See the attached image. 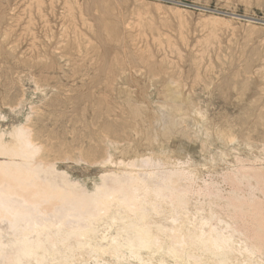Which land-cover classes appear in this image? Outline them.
Wrapping results in <instances>:
<instances>
[{
	"label": "rangeland",
	"instance_id": "obj_1",
	"mask_svg": "<svg viewBox=\"0 0 264 264\" xmlns=\"http://www.w3.org/2000/svg\"><path fill=\"white\" fill-rule=\"evenodd\" d=\"M35 1L0 0V48H2L0 49L2 50L0 51V68H2L0 69V118L2 119H0V131H6L7 133L16 126L22 124L26 125L31 129L36 143L45 149H43V153L41 154L43 162L45 164L49 163L54 165L59 172H65L72 182H76L85 187L90 193L94 191L95 186L102 183L101 178L103 174L109 175L110 172L111 174L114 173L117 175L118 172L120 174L125 171L127 173L129 172L128 174L131 172H138L139 174H141V172H159L156 174L163 176L165 173L164 171L168 172L170 169L169 167L172 168L170 171H174L175 169V171L178 170V172H181V170H183L187 174V179L181 182V187L183 186V189H189L188 191L191 193L187 195V198L190 195L188 198L189 206H187L188 209H186L187 212L188 210L190 212L191 217H189L193 219V216L196 217L195 215H198L197 208H200V211L205 210L202 212L203 214H201V216H207L206 214H209L210 211H208L209 205H207L209 203L206 202H210L211 200L212 203L214 202L213 206L215 208L219 207L218 211L217 209L214 210L220 215L219 220L223 217V222L227 219L233 223V219L229 218L232 208L227 207L223 202L221 204L222 200H219L220 197H226L235 189V186L231 183V181H233L231 179L236 175L239 176L244 170L248 171L251 169V171L257 173L259 170H262L264 172V22L260 21L264 20V0H174L176 2L172 0H39L40 2L38 4L37 1V5ZM30 2H32V4ZM107 2L109 4H107ZM49 3L50 5L48 6ZM30 5L33 7L31 10H28L30 9L28 8ZM51 5L53 7H51ZM38 6L39 9H37ZM48 7H51V9ZM18 9L22 11L19 12ZM38 10L41 11V14L38 13ZM68 10L74 11L73 13H68ZM145 13L148 16L145 15ZM11 14H15V17ZM231 14L237 16L234 17ZM244 15L258 20H251L253 22L247 18L244 20ZM30 16L34 21L30 19ZM44 16L46 18H44ZM19 17H21L20 22ZM61 17L62 20L64 19L63 21L60 20ZM40 19H46V21H40ZM135 20H140V23L135 22ZM145 20L148 21L146 22ZM131 21H133V23ZM28 22L31 23L32 27ZM32 22L34 24H32ZM142 22L146 23V25L142 24L143 27L140 25ZM72 23L74 25H71ZM135 23L140 26L138 27ZM147 23H149V25H147ZM46 24H48V27ZM61 24L63 27H61ZM82 25L83 27L86 26L84 28L85 31ZM150 25H152V28ZM10 27L11 29L13 28V30H10ZM76 27L77 31L79 30V33L81 32L80 35L77 31L74 33L72 32ZM146 27L151 28V34L149 31L147 33L146 30L148 29ZM49 28L50 31H48ZM52 28L55 31H52L54 33L51 32ZM90 28H93V30ZM111 28H113V30H111L113 33L109 31ZM65 29L66 31H64ZM106 29H108V31ZM131 29L133 30L131 31ZM141 29L142 31L145 30L142 32ZM183 29H185V31ZM6 30L9 31L8 35ZM28 30L31 32H28ZM10 31L12 35H10ZM61 31L66 33V35ZM36 32L40 37H36ZM140 32L143 34H140ZM156 32L157 34L160 32V35L158 34L157 36ZM21 33L23 34L21 35ZM24 33L26 34L24 35ZM29 33H34V39L33 35ZM72 33L76 35L74 36ZM126 33L127 35H125ZM132 33L136 36L139 34L140 36L136 37ZM62 34L65 35V37ZM70 34H72V36H70ZM81 34H83V36H81ZM13 35H15V37ZM143 35H145V37L147 36V38H144ZM41 36L44 38L42 39ZM10 37H12V39ZM151 37L155 39L152 40ZM82 38L83 40H81ZM32 39L34 41L36 40L37 43ZM143 39H147V43L149 42V44L145 42L142 43L144 41ZM78 40L81 43L78 42ZM87 40L91 43L92 40L94 42L91 44L87 42ZM10 41L14 44L12 45ZM133 41H135V43ZM21 43H24V45L22 44V46ZM57 43L61 45L59 44L58 47H55V45H58ZM73 43L78 46H75ZM95 43L97 44L95 45ZM11 46L15 50H12L13 48H11ZM16 46H18L17 49ZM31 46L33 47L31 48ZM7 47L8 49H6ZM93 47L96 49V53L98 49L97 54H94L95 51ZM29 48L32 52L28 50ZM78 48L80 49L79 51ZM48 49L49 51L51 49V51L49 52ZM66 49L69 52H67ZM17 50L20 52L18 53ZM23 51L27 54L23 53ZM81 51L84 54L81 53ZM59 52L62 54H58ZM13 53L15 56L12 55ZM32 53L33 55H37V58L35 55L33 56ZM22 54L25 55V57H23ZM64 54L66 55L63 56ZM68 54H70L71 57H69ZM74 54L78 57L76 56V58H74ZM53 55L55 56L51 57ZM134 55L136 57H134ZM43 56H45L46 59ZM101 56H103L104 59ZM39 58L41 61L44 60L46 62L45 64L43 61L45 66L43 63H39ZM54 58L57 61H55ZM130 58L132 62H130ZM154 59L155 62H152ZM162 59L164 62H162ZM48 60L49 63L52 62V64H48ZM108 60H110V62ZM112 61L113 63L115 61V64H113ZM142 61H146L145 65L144 62L142 64ZM102 62H105L104 65ZM153 63L155 64L153 65ZM165 63H167L166 66L164 65ZM161 64L164 67L161 66ZM96 65L99 67H96ZM136 65H138L140 69H138ZM154 66H156V72L152 69ZM168 66L171 69L168 68ZM100 67V70L103 72L98 69ZM164 68L168 70L166 69L165 72ZM178 68L179 72L177 73ZM148 69H150V71ZM140 70L144 71L141 72ZM90 71L92 72L90 73ZM146 71L153 74L151 75ZM105 72L107 74H105ZM160 72L168 74H166L165 77V73L161 74ZM115 73L117 75H115ZM225 73H227V75ZM156 74H158V77L155 76ZM104 75H106V77ZM113 75H115V77H113ZM144 77L148 78L144 79ZM161 77L162 80H160ZM205 79L208 81L206 82ZM242 79L244 81L240 84ZM247 79H250L249 82ZM98 81H102L101 84ZM155 81L158 83L156 84ZM171 81L173 82L170 83ZM177 81H179V83H177ZM90 82L92 86L89 84ZM204 82L207 83V87ZM252 82L253 85H250ZM173 83L175 85L177 84L179 87L173 85ZM248 83L249 85H247ZM98 84L100 85L99 87L97 86ZM259 85L263 89L260 88ZM251 86H253L254 91L253 89H249V94L248 88H252ZM112 87H115L113 88L114 90ZM95 88L97 89L92 92V89ZM99 88L101 89L99 90ZM89 89L91 90L90 92ZM128 91L131 92L128 93ZM259 91H261L260 93L263 95H260ZM240 92L243 93L244 96H241ZM85 97L86 99H84ZM248 101L252 102V104H247L246 102ZM253 103H255V105ZM103 106L104 108H102ZM252 106L255 107L253 108ZM28 107H32V109ZM12 108L15 110L12 111ZM110 109H112V111ZM124 111L126 113H124ZM241 115L244 116V118ZM28 116L31 117L29 118ZM95 117L96 120H94ZM115 117L116 119H114ZM174 117L177 119H174ZM111 118L112 121L110 120ZM149 118L151 121L148 120ZM117 121H119V123H116ZM126 123H128L129 126L125 127V125H127ZM108 124L112 125L110 126ZM114 124L117 125L113 127ZM106 125H108L110 129L107 128ZM118 125H120V127ZM113 128L116 130L120 128L118 131L122 132H116ZM88 129H90V131ZM123 132L127 134V137H125L126 135L124 136ZM117 133H119V135ZM152 137H155L154 140L158 137L155 143ZM5 139L7 141L10 140L8 136ZM92 142L94 143L92 144ZM62 147L65 148L61 150ZM66 148L68 151H66ZM46 151H49V153ZM59 151H61V153ZM90 151L92 153H89ZM98 152L100 155L98 154L97 156ZM53 153H56L55 155H59L60 157L53 156ZM64 156L67 158V160L65 158L66 161L63 158ZM108 156L113 158L117 166L112 167L110 165L114 163L113 160H109L111 163L109 161L107 162ZM54 157L56 158L53 160ZM69 157L72 159L68 161ZM81 157L82 159H79ZM139 157L142 159H146V157L152 158L154 162H158L160 167L156 168L158 166H156V163H154L152 168L145 166L146 170L144 167H142L143 169L138 167L140 163H138L139 165L136 164L137 168L135 169L133 167V169L129 168V166L127 167L128 163H130L129 161H140L141 159H139ZM79 160L81 161L77 162V164L76 161ZM118 160L122 161L119 165L117 164ZM0 161L3 160L0 159ZM93 162L97 164L94 165ZM103 162L104 165L102 167ZM162 162L168 166L166 165L167 167H164L165 165H163ZM125 163L127 165H125ZM161 165H163L162 168ZM125 166L127 168H125ZM153 167L155 169H153ZM138 168L140 169L138 170ZM157 169L160 171H157ZM261 172L259 175H261ZM101 174L102 176H100ZM252 177V175L248 176V179H245L244 182L240 184L238 192L241 195H248V193H251L253 189L256 188L257 180L255 181V178ZM182 183L184 185H182ZM254 192L256 197L259 196L260 199L262 198V195H260L261 191L256 189L253 193ZM218 200L220 202L216 203ZM204 204H206L207 207ZM201 205L203 207H201ZM221 205H225V208L221 209L223 208ZM166 215L168 214L166 213L165 216ZM155 218L158 219V221L162 219V217ZM237 237L240 238L238 235ZM241 238L244 240L243 236ZM261 255L263 254L254 256V259L257 257L260 260L258 261L257 258L255 259V262H258L257 264H264L259 263L261 261L264 262ZM108 256H110V259ZM86 259L85 263L86 261H90L86 264H103L104 262L106 264H115V258L111 257V255H104L99 258L98 261L95 260L97 263L94 260ZM100 259L103 260L101 261ZM131 260L132 259H130L131 264H139L137 260V262H133L135 259ZM107 261L111 262L108 263ZM154 261L156 262V260ZM76 262L77 261L73 263L81 264L84 261L78 260V262ZM167 263L173 264L172 261ZM116 264L128 263L125 261H116ZM153 264L156 263L153 262Z\"/></svg>",
	"mask_w": 264,
	"mask_h": 264
},
{
	"label": "bare ground",
	"instance_id": "obj_2",
	"mask_svg": "<svg viewBox=\"0 0 264 264\" xmlns=\"http://www.w3.org/2000/svg\"><path fill=\"white\" fill-rule=\"evenodd\" d=\"M33 1H35V0H33ZM37 1H38V4L40 2L39 0H36L35 1L36 5H37ZM172 1L176 2L174 0H172ZM30 3L32 4V2H30ZM107 4H109V3L107 2ZM49 5H50V3L48 4V6ZM32 7L30 5V7H28L30 9H28L26 7L25 8L28 10H31ZM51 7H53V6L51 5ZM51 7L50 8L48 7V8L51 9ZM198 7H200V6H198ZM16 9H17V7H16ZM37 9H39V6ZM37 9H36V11H37ZM52 10H53V8H52ZM18 11H19V9H18ZM21 11H19V12H21ZM73 11L68 10V13H71V12L73 13ZM40 12L41 11L38 10V13H40ZM49 12H50V10H49ZM13 13H15V12H13ZM23 13H22V15H23ZM146 13L148 14V12H146ZM146 13H145V15H147ZM11 15L14 16L15 14L14 15L11 14ZM29 15H31V14H29ZM67 15H69V14H67ZM148 15H150V14H148ZM180 15H181V12H180ZM231 15L234 17L237 16L234 14H231ZM41 16H43V15H41ZM243 17H244V20H245V18L249 19L250 21L251 20H253V21L258 20V19L252 18V17H247V15L246 16L244 15ZM20 18L21 17H19V22H20ZM44 18H46V17L44 16ZM15 19H17V18H15ZM30 19H32L31 16H30ZM42 20L43 19H40V21H42ZM44 20L46 21V19H44ZM60 20H62V17ZM5 21H7V20H5ZM40 21H39V24H40ZM72 21H74V20H72ZM139 21L140 20H138V21L135 20V22H139ZM145 21L147 22L148 20H145ZM151 21H153V20H151ZM253 21H251V22H253ZM260 21L264 22V20H260ZM131 22L133 23V21H131ZM166 22L170 23L169 21H166ZM15 23H17V22H15ZM73 23L71 25H74ZM28 24H30V26L32 27L30 22H28ZM32 24H34V23L32 22ZM39 24H38V26H39ZM142 24L146 25V23H143V22L140 25L142 26ZM47 25L48 24H46V26ZM76 25H77V23H76ZM136 25L138 26V24H136ZM136 25H134V26H136ZM147 25H149V23H147ZM11 26H13V25H11ZM151 26L152 25H150V27ZM162 26H163V24H162ZM4 27H5V25H4ZM15 27H17V26H15ZM23 27L26 28L25 26H23ZM41 27H39V28H41ZM58 27H60V26H58ZM61 27H63L62 24H61ZM85 27H83V25H82L83 29ZM149 28H147L148 30H146V31H147V33L149 31V33L151 34L150 31H151L152 27L150 28V30H149ZM9 29L13 30V28L11 29V27ZM27 29H28V27H27ZM75 29H74V31H72V30L71 31L74 33L75 31H77V27ZM79 29H80V26H79ZM87 29L89 30L88 27H87ZM90 29L93 30V28H90ZM142 29H141V31H142ZM154 29H155V27H154ZM106 30L108 31V29H106ZM106 30H105V32H106ZM111 30H113V28H111L109 31H111ZM132 30L133 29H131V31ZM157 30H155V31H157ZM183 30L185 31V29H183ZM48 31H50V28ZM52 31H54L53 28L51 29V32ZM64 31H66V29ZM84 31H85V29H84ZM28 32H31V31L28 30ZM54 32H52V33H54ZM61 32L64 33L63 31H61ZM123 32H124V30H123ZM6 33L8 35L9 31H7ZM68 33H70V32H68ZM77 33L80 35L81 32L79 33V30H78ZM92 33H90V34H92ZM159 33L160 32H158V34ZM22 34L23 33H21V35ZM25 34L26 33H24V35ZM29 34H31V33H29ZM33 34H31V35H33ZM64 34L66 35V33H64ZM72 34H70V36H72ZM78 34H77V36H78ZM132 34H134V33H132ZM140 34H143V33L140 32ZM156 34H157V32H156ZM158 34H157V36H158ZM10 35H12L11 31H10ZM36 35H37V32H36ZM57 35H58V33H57ZM65 35H63V36L65 37ZM73 35L75 36L76 34H73ZM125 35H127V33ZM212 35H213V33H212ZM13 36L15 37V35H13ZM81 36H83V34H81ZM137 36H140V35L137 34ZM143 36H144V38H147V36L146 37H145V35H143ZM36 37H40V36L37 35ZM103 37H104V35H103ZM136 37H133V38H136ZM149 37H150V35H149ZM154 37H156V36H154ZM10 38L12 39V37H10ZM43 38L44 37H42V39ZM6 39H7V37H6ZM19 39H18V41H19ZM33 39H34V35H33ZM136 39H139V38H136ZM151 39L154 40L155 38L153 39L151 37ZM79 40H78V42H80ZM81 40H83V38ZM85 40H86V38H85ZM88 40H87V42L91 43ZM127 40H128V38H127ZM140 40H141V37H140ZM140 40H138V41H140ZM143 40L144 41L142 43H144V42L147 43V39L146 40L143 39ZM40 41H43V40H40ZM34 42L37 43L36 40ZM87 42H84V43H87ZM93 42L94 41L92 40L91 44H93ZM126 42H128V41H126ZM133 42L135 43V41H133ZM97 43H98V41H97ZM97 43H95V45ZM130 43H131V41H130ZM11 44H12V42H11ZM22 44L24 45V43H21V45ZM31 44H32V42H31ZM59 44L55 45V47H58ZM75 44H76V42H75ZM147 44H149V42ZM75 46H78V45H75ZM145 46H147V45H145ZM17 47L18 46H16V49H17ZM32 47L33 46H31V48ZM67 47H68V44H67ZM11 48H13V47L11 46ZM0 49H2V48H0ZM6 49H8V47ZM59 49H60V47H59ZM93 49H94V47H93ZM203 49H205V48H203ZM10 50H9V53H10ZM12 50H15V49L13 48ZM22 50H24V49H22ZM28 50H30V52H32L30 48ZM79 50L80 49L78 48V51ZM95 50L96 49H94V51ZM0 51H2V50H0ZM48 51H49V49H48ZM50 51H51V49H50ZM85 51H88V50H85ZM17 52H18V50H17ZM67 52H69V51L67 50ZM23 53H25V52L23 51ZM35 53H37V52H35ZM77 53H80V52H77ZM81 53H83V52L81 51ZM97 53H98V49H97ZM97 53L95 51L94 54H97ZM6 54H8V53H6ZM25 54H27V53H25ZM58 54H62V53L59 52ZM12 55H14V53ZM32 55H33V53H32ZM47 55H49V54H47ZM65 55L66 54H64L63 56H65ZM68 55H69V57H71L70 54H68ZM22 56L25 57V55H23V54H22ZM35 56L37 58V55H35ZM54 56L55 55H53L51 57H54ZM74 56H75L74 58H76L77 55L74 54ZM43 57H45V56H43ZM101 57L104 59L103 56H101ZM134 57H136V56L134 55ZM134 57H133V59H134ZM19 58H21V57H19ZM55 58H54V60H55ZM112 58H111V60H112ZM5 59H6V57H5ZM24 59H26V58H24ZM45 59H46V57H45ZM163 59L166 60L165 58H163ZM163 59H162V62H164ZM0 60H1V57H0ZM49 60L47 63L52 64V62L49 63ZM115 60H116V58H115ZM36 61H37V59H36ZM39 61H38L39 63H43L44 60L41 61L39 58ZM55 61H57V60H55ZM108 61L110 62V60H108ZM147 61H148V59H147ZM160 61H161V59H160ZM130 62H132L131 58H130ZM143 62L144 61H142V64H143ZM145 62H144V65H145ZM152 62H155V59H154V61L152 60ZM44 63L46 64L45 61H44ZM44 63H43V65H44ZM104 63L105 62H102L103 65H104ZM112 63H113V61H112ZM159 63H161V62H159ZM113 64H115V61ZM113 64H111V65H113ZM154 64L155 63H153V65ZM166 64L167 63H165L164 65L166 66ZM9 65H10V63H9ZM34 65H35V63H34ZM118 65H119V63H118ZM153 65H151V66H153ZM46 66H48V65H46ZM137 66L138 65H136V67ZM148 66H149V63H148ZM161 66H163V65L161 64ZM169 66H171V65H169ZM169 66H168V68H170ZM4 67H5V65H4ZM96 67H99V66L96 65ZM7 68H9V67H7ZM112 68H113V66H112ZM155 68H156V66H154V68H152V69L155 70ZM157 68H159V67H157ZM174 68H176V67H174ZM0 69H2V68H0ZM3 69H6V68H3ZM93 69H94V67H93ZM98 69L100 70L101 67ZM110 69H111V67H110ZM138 69H140L139 66H138ZM166 69H165V72H166ZM82 70H83V68H82ZM148 70L150 71V69H148ZM100 71H102V70H100ZM142 71H144V70H142ZM197 71H198V69H197ZM6 72H8V71H6ZM91 72L92 71H90V73ZM117 72H118V70H117ZM146 72H148V71H146ZM154 72H156V70ZM158 72H159V70H158ZM165 72H163V73H165ZM175 72H176V70H175ZM178 72H179V68H178L177 73ZM148 73H150V72H148ZM163 73H161V74H163ZM6 74H8V73H6ZM84 74H85V72H84ZM93 74H94V71H93ZM105 74H107V73L105 72ZM161 74H160V76H161ZM166 74H168V73L164 74L165 77H166ZM225 74L227 75V73H225ZM234 74H235V72H234ZM115 75H117V74L115 73ZM115 75H113V77H115ZM157 75L158 74H156L155 76H157ZM7 76H9V75H7ZM85 76H87V75H85ZM89 76H92V75H89ZM104 76L106 77V75H104ZM168 76H170V75H168ZM202 76H203V74H202ZM98 77H100V76H98ZM110 77H111V75H110ZM121 77H122V75H121ZM177 77H178V75H177ZM194 77H196V76H194ZM5 78H6V76H5ZM86 78H89V77H86ZM145 78H148V77H144V79ZM197 79H199V78H197ZM206 79H205V81H206ZM231 79H232V77H231ZM102 80H103V78H102ZM160 80H162V77ZM249 80L247 79L248 82H249ZM195 81H196V79H195ZM195 81H194V83H195ZM243 81L244 80L242 79L240 84ZM91 82L89 84H91ZM93 82H94V80H93ZM98 82L101 84L102 81L101 82L98 81ZM172 82L173 81H171L170 83H172ZM206 82H204L205 86L207 84ZM155 83H156V81H155ZM163 83H164V80H163ZM177 83H179V81H177ZM208 83H210V82H208ZM221 83H222V81H221ZM228 83H229V80H228ZM259 84H261V83H259ZM173 85H175V84L173 83ZM238 85H239V83H238ZM247 85H249V83ZM250 85H253V82ZM91 86H92V84H91ZM97 86L99 87L100 85L98 84ZM228 86H230V85H228ZM236 86H237V84H236ZM177 87H179V86L177 85ZM216 87H217V85H216ZM230 87H232V86H230ZM251 87L252 88L247 87L248 91H249V89H253V91H254L253 86H251ZM113 88H115V87H112V89ZM260 88H262V87L260 86ZM90 89H89V92L91 91ZM96 89L97 88L92 89L93 90L92 92H94V90H96ZM100 89L101 88H99V90ZM239 89H240V87H239ZM262 89H260V90H262ZM227 91H228V89H227ZM112 92H114V91H112ZM130 92L128 91V93H130ZM230 92H231V90H230ZM260 92L261 91H259V93ZM220 93H219V95H220ZM251 93H252V90H251ZM249 94H250V91H249ZM240 95L244 96L243 93H241ZM260 95H263V94L260 93ZM86 97L84 99H86ZM245 97H247V96H245ZM261 97H263V96H261ZM110 98L112 100L111 96H110ZM259 99H262V98H259ZM145 101H147V100H145ZM111 102H113V101H111ZM242 102H243V100H242ZM246 103L252 104V102H249V101ZM253 104L255 105V103H253ZM93 105H94V103H93ZM109 105H111V104H109ZM158 107H161V106H158ZM245 107H247V106H245ZM28 108L32 109V107L31 108L28 107ZM102 108H104V106ZM119 108H120V106H119ZM13 110H15V109L12 108V111ZM110 110L112 111V109H110ZM244 110H245V108H244ZM101 112H102V110H101ZM108 112H109V110H108ZM124 113H126V112L124 111ZM96 116H98V115H96ZM28 117L30 118L31 116H28ZM242 117L244 118V116H242ZM92 118H94V117H92ZM101 118H103V117H101ZM175 118L176 117H174V119ZM184 118H186V117H184ZM114 119H116V117ZM94 120H96V117ZM107 120H109V119H107ZM110 120L112 121V118ZM148 120H150V118ZM128 121H129V119H128ZM150 121H148V122H150ZM101 123H102V121H101ZM116 123H119V121H117ZM104 124H105V122H104ZM124 124H125V122H124ZM126 124L127 125H125V127L129 126L128 123H126ZM152 124H153V122H152ZM152 124H151V126H152ZM108 125H110V124H108ZM108 125H106V126H107V128L110 129V127H108ZM116 125L114 124L113 127H115ZM144 125H145V123H144ZM106 126H105V128H106ZM118 126L120 127V125H118ZM87 128H89V127H87ZM107 128H106V130H107ZM260 128H261V126H260ZM127 129H128V127H127ZM185 129H186V127H185ZM88 130L90 131V129H88ZM114 130L116 132H119L118 130H120V128L119 129L117 128V130L116 129H114ZM41 131H43V130H41ZM177 131H179V130H177ZM121 132H119V133H121ZM119 133H117V134L119 135ZM139 133H140V131H139ZM98 134H99V132H98ZM123 134H124V132H123ZM7 136L10 139L9 141H7L5 139ZM115 136H116V134H115ZM124 136L127 137V134H124ZM150 136H152V135H150ZM140 137H141V135H140ZM152 138L154 140L155 137H152ZM157 138L158 137H156V140H157ZM102 140H103V138H102ZM156 140H154V143ZM94 142H92V144ZM98 144H97V146H98ZM101 144H102V142H101ZM120 145H122V144H120ZM63 148H65V147H62L61 150H63ZM43 149L44 148L41 145H39L38 143H36V141L34 140L31 129L28 128L24 124L14 127L10 132H7V133H6V131H0V159L3 160V161H0V264H72L75 261L78 262V260L84 261L81 264H86V263L90 262V261H88V262L86 261V263H85V260H87L86 258H88V260L90 259V260L98 261L99 258L103 257L104 255H111V257L115 258V261H114L115 264H116V261L117 262L125 261L126 263L131 264L130 259H132V260L135 259L133 262L138 261L139 264H153V262L156 264H169V263H167L169 261L170 262L172 261L173 264H257L258 262L257 263L255 262L256 261L255 259L257 257H255V259H254V256H257L258 254L264 255V172L262 170L258 169L259 170L258 173L255 171H251V169L248 171L244 170L239 176L236 175L237 177L235 176V177H233V179H231L233 181L230 180L231 183H233L232 185L235 186V189L233 188L234 190L231 191L226 197H220L219 200L220 201L222 200L221 204L223 202L227 207L232 208V211L229 214L230 215L229 218L233 219V223H232V221H230V220L228 221L227 219L225 220V222H223L224 221V220L222 221V219H224L223 217H221V219L219 220L220 215H218L216 213L218 211L219 207L215 208L213 206L214 202L212 203L211 200H210V202H206V203H209L207 205H209L208 211H210L209 214H206L207 216H204V215L201 216V214H203L202 212H204L205 210H203V208H202L203 211H200L201 209L197 208L196 210L198 211V215L194 214L196 217L193 216V219L190 218L191 217L190 212H189V210L187 212L186 209H188L187 206H189L188 205L189 204L188 198L190 196L189 195L187 198V195L191 194V193H189L190 192V191H188L189 189L187 190V188L184 187L185 189H183L182 188L183 186L181 187V182L187 179V177H186L187 174L183 170H181V172L180 171L178 172V170L175 171V169H174V171H170V169H172V168L169 167L170 169L168 170V172L164 171L165 173L163 176H159L160 174L157 175L159 172H155V173L154 172H147V173L144 172L145 173L144 174L143 172L140 171L141 174H139L138 172L134 173V172L130 171L131 173L128 174L129 172L127 173L125 170H124L125 172L123 171L124 173H122L120 171L121 173L119 174V172H118V175L114 174L113 172H112L113 174H111V172H110V174L108 173L109 175L103 174V176L101 174L100 176H102V178L101 177L100 178L102 180V183L100 185L95 186L94 191L90 193L85 189V187L81 186L80 184H78L76 182H72L65 172H59L55 168V166L52 164H49V163L45 164L43 162V159L41 158V154L43 153ZM106 149H108V148H106ZM66 151H68L67 148H66ZM46 152L49 153V151H46ZM59 152L61 153V151H59ZM66 153H68V152H66ZM89 153H92V152L90 151ZM55 154L56 153H53V156H59V155H55ZM79 154H81V153H79ZM98 154H99V152L97 153V156H98ZM67 155H69V154H67ZM95 155H96V153H95ZM105 155H107V154H105ZM114 155H116V154H114ZM108 157L110 158V156H108ZM55 158L56 157H54L53 160ZM63 158L65 160L66 157L64 156ZM109 158H107V162L109 160H111V161L113 160L112 157L110 159ZM69 159H72V158L69 157L68 161H69ZM79 159H82V157ZM139 159H141V160L137 161L136 159H134L136 161H134V162L129 161L130 163H128V165L125 163V165H127V167L129 166V168H131V169H133V168L135 169V168H137L136 164L140 163V165L138 164L139 165L138 167H141V169H143L142 167H144L146 170V167L152 168V166H154V163H156L153 161L152 158L146 157V159H142L139 157ZM66 160H67V158H66ZM80 161L81 160L76 161V163L80 162ZM73 162H75V161H73ZM120 162H122V161L118 160L117 164L119 165ZM96 164L97 163H94V165H96ZM162 164H163V162H162ZM103 165H104V162L102 163V167H103ZM110 165L112 167L117 166V165H115V161H114V163H112ZM121 165H122V163H121ZM163 165H165L164 167L168 166L167 164H163ZM163 165H161V168ZM156 166H155L156 168L160 167L158 162L156 163ZM119 167H122V166H119ZM127 167L125 166V168H127ZM139 169L140 168H138V170ZM153 169H155V168L153 167ZM177 169H179V168H177ZM241 170H243V169H241ZM157 171H160V170L157 169ZM261 171L263 172V175H262ZM102 172H104V171H102ZM161 172H163V171H161ZM260 172H261V175H259ZM122 174H124V175H122ZM236 174H238V173H236ZM250 175L253 176L252 178H255V181L257 180L256 181V188H254L253 191H255L256 189L261 191V193H262V194L260 193V195H262L261 199L258 195L257 196L259 198L256 197L255 192L253 193V191L252 192L250 191L251 193H248V195L247 194L241 195L238 192L240 184L242 182H244L245 179H248V176H250ZM182 185H184V184L182 183ZM219 200L216 201V203L220 202ZM204 205H206V204H204ZM207 205H206V207H207ZM225 205H221V207H223L221 209H224ZM201 207H203V206L201 205ZM215 209H217L216 212L214 211ZM166 213L168 214V215H166L167 217L165 216ZM188 213H189V215H188ZM153 216H154V218H153ZM155 217H162V219L158 221V219H156ZM226 221L230 222V223H227ZM237 235L240 236V238L237 237ZM242 236L244 237V240L241 238ZM263 255H261L263 257L262 259H264ZM261 256H258V257H261ZM108 257L110 259V256H108ZM154 260H156V262ZM257 260L260 261L258 258H257ZM109 262H111V261H109ZM259 263H264V262L261 261ZM103 264H106V263L104 262ZM110 264H112V263H110Z\"/></svg>",
	"mask_w": 264,
	"mask_h": 264
}]
</instances>
